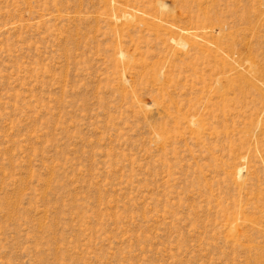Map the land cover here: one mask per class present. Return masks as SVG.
I'll return each mask as SVG.
<instances>
[{"label":"rangeland","instance_id":"374dc122","mask_svg":"<svg viewBox=\"0 0 264 264\" xmlns=\"http://www.w3.org/2000/svg\"><path fill=\"white\" fill-rule=\"evenodd\" d=\"M262 84L264 0H0V264H264Z\"/></svg>","mask_w":264,"mask_h":264},{"label":"bare ground","instance_id":"6f19581e","mask_svg":"<svg viewBox=\"0 0 264 264\" xmlns=\"http://www.w3.org/2000/svg\"><path fill=\"white\" fill-rule=\"evenodd\" d=\"M213 1V0H212ZM219 11V10H218ZM206 13V12H205ZM161 27V26H160ZM200 29V28H199ZM203 29L204 30H207V32L210 34V37H212L213 39H215L212 43L214 44V49H213V47L211 48V49H213V53L215 54V56L214 57H217L218 59H220V61L222 60L223 62H225L227 65L228 64H230V62L228 61V59L227 58H225L226 57V55H224L225 53H223V50H225L224 48L225 47H227L228 46V48H230V50L232 51V52H238V50H237V48L235 47V46H237V45H234V44H232V42L230 43L229 42V40H228V37H227V33H225L224 32V29H223V27H221V26H215V25H212V26H208V27H203ZM203 30V31H204ZM170 31V30H169ZM168 31V32H169ZM194 31V30H193ZM201 31H202V27H201ZM172 32V31H171ZM195 32V31H194ZM230 33V32H229ZM228 33V34H229ZM173 34H176V32L175 33H173ZM202 34V33H201ZM197 35V34H196ZM200 35V34H199ZM176 36H178V35H176ZM229 37H230V35H228ZM208 37V36H207ZM232 37V36H231ZM230 37V38H231ZM258 37V36H257ZM205 38V37H204ZM187 39V38H186ZM185 39V40H186ZM203 39V38H202ZM206 39V38H205ZM196 41H198L197 39H196ZM202 41H204V40H202ZM233 41V40H232ZM205 42V41H204ZM235 42V41H234ZM193 43V42H192ZM206 43V42H205ZM237 43V42H236ZM193 45V44H192ZM224 45H226V46H224ZM199 46V45H198ZM257 46V45H256ZM207 47V46H206ZM248 47V46H247ZM228 48H226V49H228ZM199 49V48H198ZM240 49V48H239ZM208 50V49H207ZM250 50V49H249ZM202 51V50H201ZM209 51L210 50H208V51H206V52H208L209 53ZM204 52V51H203ZM211 52V51H210ZM212 53V52H211ZM252 53V52H251ZM235 55V54H234ZM213 57V58H214ZM228 57V56H227ZM248 58H246V65H244V71H243V75L242 76H244V77H246V78H248V76H251L252 77V75H254L255 74V64L253 63V61H252V59L251 58H249V56H247ZM217 59V60H218ZM238 59V58H237ZM234 60V59H233ZM235 61V60H234ZM241 61V60H240ZM219 63V62H218ZM233 64V63H232ZM242 64H244L243 62H242ZM236 65V64H235ZM238 65V64H237ZM230 66L231 68L229 69V70H234V71H238V73H240V75L242 74L240 71H239V68H238V66ZM223 66V65H222ZM239 67H240V65H239ZM223 70V69H222ZM229 72V71H228ZM257 72V71H256ZM235 73V72H234ZM237 74V73H236ZM232 75V74H231ZM230 76V75H229ZM228 78V77H227ZM236 78H237V76H236ZM240 79H241V76L239 77ZM253 78V77H252ZM255 78V77H254ZM262 78V77H261ZM221 79V78H220ZM244 80V79H243ZM241 81V80H240ZM246 81V80H245ZM216 82H218V80L216 81ZM248 82H249V80H248ZM253 82V81H252ZM258 82V81H257ZM226 83H228L229 84V82H227V80H226ZM253 84V83H252ZM260 84V82H258V85ZM249 85H250V83H249ZM262 86H263V84H262ZM232 87V86H231ZM264 87V86H263ZM254 88V87H253ZM257 88H259V87H257ZM264 89V88H263ZM260 90V89H259ZM216 91V90H215ZM210 92H211V90H210ZM261 92V91H260ZM223 93V92H222ZM263 93V92H262Z\"/></svg>","mask_w":264,"mask_h":264}]
</instances>
